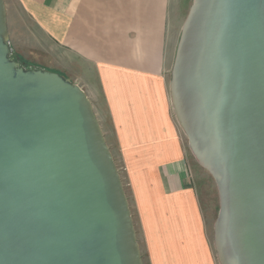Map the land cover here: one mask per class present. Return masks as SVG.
I'll return each instance as SVG.
<instances>
[{
	"label": "water",
	"instance_id": "obj_1",
	"mask_svg": "<svg viewBox=\"0 0 264 264\" xmlns=\"http://www.w3.org/2000/svg\"><path fill=\"white\" fill-rule=\"evenodd\" d=\"M212 178L218 264H264V0H192L169 82ZM0 264H143L121 175L86 93L13 56L0 0Z\"/></svg>",
	"mask_w": 264,
	"mask_h": 264
},
{
	"label": "crops",
	"instance_id": "obj_2",
	"mask_svg": "<svg viewBox=\"0 0 264 264\" xmlns=\"http://www.w3.org/2000/svg\"><path fill=\"white\" fill-rule=\"evenodd\" d=\"M13 56L58 71L94 108L143 264H216L196 175L171 108L172 0H4ZM176 22V20H175Z\"/></svg>",
	"mask_w": 264,
	"mask_h": 264
},
{
	"label": "rangeland",
	"instance_id": "obj_3",
	"mask_svg": "<svg viewBox=\"0 0 264 264\" xmlns=\"http://www.w3.org/2000/svg\"><path fill=\"white\" fill-rule=\"evenodd\" d=\"M191 4H192V0H172V2H171L170 12H169V23L170 24H172V23L176 24V27H175V30L173 32L172 41H171V45H170V53H169L170 57H169V60L167 63L168 65H166V75H167L166 79H167L168 84L170 82V71H171V67L173 64L174 55H175L176 46H177V43L179 40L181 28H182V25L184 23V20H185L187 14H188V11L191 7ZM175 20H176V22H175ZM26 67H31V66H26ZM56 73L66 77L65 75H63L62 73H60L58 71ZM180 131H181V129H180ZM181 133H182V131H181ZM182 135L184 137V143L186 145L187 155L188 156L190 155L188 158L193 159L192 155L189 151V148H188L187 139L185 138L183 133H182ZM117 168H118L120 175H122L123 171L120 169V167H117ZM196 184L198 187V193L200 196V201H201L202 206H203L202 210H203V213L205 215L206 230L208 233L210 245H211L212 250H213L214 260H215L216 264H218L216 253L214 250V245H213V237H214L213 236V228H214V223H215V220L217 218L218 210H219V200H218L217 189H216V186H215L212 178L210 177V175L204 170H200V172L196 175Z\"/></svg>",
	"mask_w": 264,
	"mask_h": 264
},
{
	"label": "trees",
	"instance_id": "obj_4",
	"mask_svg": "<svg viewBox=\"0 0 264 264\" xmlns=\"http://www.w3.org/2000/svg\"><path fill=\"white\" fill-rule=\"evenodd\" d=\"M22 63V62H21ZM24 65V63H22Z\"/></svg>",
	"mask_w": 264,
	"mask_h": 264
}]
</instances>
